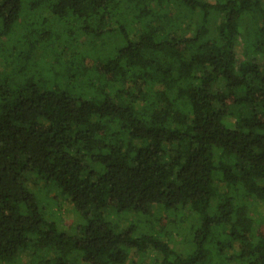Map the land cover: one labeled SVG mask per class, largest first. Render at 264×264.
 <instances>
[{"label":"trees","instance_id":"trees-1","mask_svg":"<svg viewBox=\"0 0 264 264\" xmlns=\"http://www.w3.org/2000/svg\"><path fill=\"white\" fill-rule=\"evenodd\" d=\"M16 27L47 69L0 87V264H264V0H0Z\"/></svg>","mask_w":264,"mask_h":264},{"label":"rangeland","instance_id":"rangeland-1","mask_svg":"<svg viewBox=\"0 0 264 264\" xmlns=\"http://www.w3.org/2000/svg\"><path fill=\"white\" fill-rule=\"evenodd\" d=\"M37 15V13L33 14V16ZM23 34V30L19 32L18 27H16V29L12 30L9 36L5 38V46H2L0 48V59L2 58L4 59V61L11 60L14 63V69L12 71H3V73L0 74V87L2 85H6L11 89L16 88L18 85L22 84L26 79H28L29 76L34 75V72L38 71L36 72L38 74V77H42L44 75V70L47 69L45 58H41L39 63L35 62V64H31V62L24 59H18L20 51L25 50L20 45L22 43L20 37ZM241 49V43L239 42L236 44L235 47V52L237 54L238 59L241 58ZM45 73H47V71ZM31 188L34 189V187ZM44 194L45 192L43 193V195ZM39 197L42 198L40 195ZM41 208L45 216H47L50 220L54 221L58 232L69 236L76 235L77 229L81 226L82 221L77 215H73L72 207L64 198L56 196V202H54L52 199L46 198ZM262 214L263 208L261 205H259L257 209V214H255L254 218H260ZM169 218H171V216H169ZM137 225L139 227L138 232L147 231V227L142 226L140 223H137ZM182 227H185V224H183ZM170 233L171 235H174L175 231L171 230ZM175 248L177 250L181 249V247L178 246V242Z\"/></svg>","mask_w":264,"mask_h":264}]
</instances>
